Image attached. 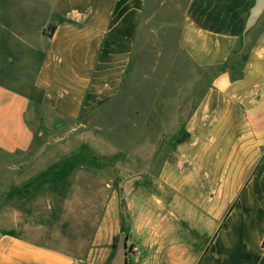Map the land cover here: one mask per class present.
<instances>
[{
  "label": "crops",
  "instance_id": "crops-1",
  "mask_svg": "<svg viewBox=\"0 0 264 264\" xmlns=\"http://www.w3.org/2000/svg\"><path fill=\"white\" fill-rule=\"evenodd\" d=\"M253 3L0 0V152L32 147L30 110L75 121L122 93L141 108L143 83L158 79L159 103L149 94L147 109L172 127L173 145L155 194L128 187L142 196L128 197L119 220L137 251L127 264H264V13L243 33ZM114 177L88 230L67 218L66 230L49 232L28 215L47 182L1 202L0 264H85L117 224Z\"/></svg>",
  "mask_w": 264,
  "mask_h": 264
},
{
  "label": "rangeland",
  "instance_id": "rangeland-1",
  "mask_svg": "<svg viewBox=\"0 0 264 264\" xmlns=\"http://www.w3.org/2000/svg\"><path fill=\"white\" fill-rule=\"evenodd\" d=\"M157 81L150 79L143 83L150 93L141 108L139 97L133 100L122 93L87 117L75 121L61 119L41 109L32 115L30 110L28 117L34 131L32 147L21 153L0 152V203L12 196L22 197L47 182V190L26 203L28 215L49 232L66 230L67 218L75 219L77 226L88 230L95 204L108 192L115 174L118 188L109 193L112 200L108 207H111L117 224L93 240L85 260V264H111L125 203L128 197L136 201L142 196L141 189L129 190L130 182L137 181L145 193L155 194L153 182L162 154L173 145L167 138L172 127L154 124L159 111L147 109L149 94L159 103ZM186 81L180 79L183 86ZM167 86L170 91L172 87ZM153 115L152 123L147 118ZM130 170L134 171L133 177L128 175ZM67 171H70L68 175L58 178ZM49 201L54 212L47 207ZM56 208L64 209L58 214ZM66 208L75 209V213H64ZM77 216L79 220H76ZM136 252L133 247L128 249V259L137 256Z\"/></svg>",
  "mask_w": 264,
  "mask_h": 264
},
{
  "label": "water",
  "instance_id": "water-1",
  "mask_svg": "<svg viewBox=\"0 0 264 264\" xmlns=\"http://www.w3.org/2000/svg\"><path fill=\"white\" fill-rule=\"evenodd\" d=\"M264 13V0H254L252 7L249 10L248 17L244 26L243 33L246 34L259 20ZM25 193L28 191L25 190ZM111 264H127V247L126 239L120 234L116 245V251L111 259Z\"/></svg>",
  "mask_w": 264,
  "mask_h": 264
},
{
  "label": "trees",
  "instance_id": "trees-1",
  "mask_svg": "<svg viewBox=\"0 0 264 264\" xmlns=\"http://www.w3.org/2000/svg\"><path fill=\"white\" fill-rule=\"evenodd\" d=\"M263 246H264V243H263ZM132 247V245H130V247H127L128 249H130ZM128 255V254H127ZM262 264V263H261Z\"/></svg>",
  "mask_w": 264,
  "mask_h": 264
},
{
  "label": "built area",
  "instance_id": "built-area-1",
  "mask_svg": "<svg viewBox=\"0 0 264 264\" xmlns=\"http://www.w3.org/2000/svg\"><path fill=\"white\" fill-rule=\"evenodd\" d=\"M127 252H128V249H127Z\"/></svg>",
  "mask_w": 264,
  "mask_h": 264
}]
</instances>
